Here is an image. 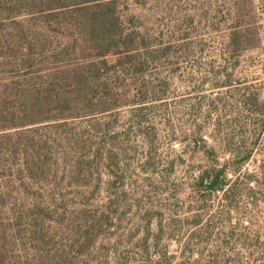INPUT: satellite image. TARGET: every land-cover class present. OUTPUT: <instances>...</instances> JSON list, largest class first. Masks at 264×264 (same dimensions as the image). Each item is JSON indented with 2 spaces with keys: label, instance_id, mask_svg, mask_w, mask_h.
I'll return each instance as SVG.
<instances>
[{
  "label": "rangeland",
  "instance_id": "374dc122",
  "mask_svg": "<svg viewBox=\"0 0 264 264\" xmlns=\"http://www.w3.org/2000/svg\"><path fill=\"white\" fill-rule=\"evenodd\" d=\"M11 2L0 0V264L52 261L92 220L100 236L78 264H264V0H118L138 39L105 112L18 104L16 91L86 59L61 33L69 13ZM235 28L245 42L228 52Z\"/></svg>",
  "mask_w": 264,
  "mask_h": 264
},
{
  "label": "trees",
  "instance_id": "16d2710c",
  "mask_svg": "<svg viewBox=\"0 0 264 264\" xmlns=\"http://www.w3.org/2000/svg\"><path fill=\"white\" fill-rule=\"evenodd\" d=\"M11 1L17 6L38 5L47 11L58 10L63 15L69 13L73 21L64 24L61 33L77 37L73 39L81 43L78 46V53L82 55L81 58L86 59V62L60 67L49 73L47 80L43 81L38 88L16 91L14 95H17L19 100L22 98L18 104L53 106L54 110L66 108L71 110L72 103L80 100L85 102V109L89 108L91 112L116 110L118 104L111 102L114 97L109 86V77L111 74H116L120 66L133 63L134 44L138 39L136 32H126L122 28L118 0ZM21 24V22H15L12 30L20 31L19 35L25 39H28L30 35L37 36L34 31L25 32L24 25ZM239 30L240 28H235L229 34L225 45V50L228 52L237 51L244 44L246 34H241ZM35 40L27 41V46H24L30 54H34L36 46L33 41ZM62 113L64 112L61 111L58 115H63ZM219 180L217 176L215 183L218 184ZM210 185L204 184V188L212 187V184ZM93 222L89 221L87 225L80 227L79 238L68 250H58L57 254H51L52 261H43L41 264H78V258L87 253L100 236V232H95L96 223Z\"/></svg>",
  "mask_w": 264,
  "mask_h": 264
},
{
  "label": "water",
  "instance_id": "95a60500",
  "mask_svg": "<svg viewBox=\"0 0 264 264\" xmlns=\"http://www.w3.org/2000/svg\"><path fill=\"white\" fill-rule=\"evenodd\" d=\"M223 182H224V180H223V179H220L219 182H218V184H219V185H222Z\"/></svg>",
  "mask_w": 264,
  "mask_h": 264
}]
</instances>
